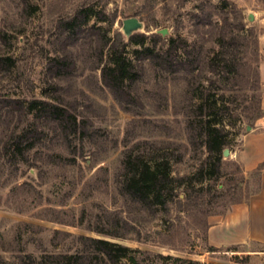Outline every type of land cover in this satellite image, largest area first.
I'll return each mask as SVG.
<instances>
[{
  "label": "rangeland",
  "instance_id": "rangeland-1",
  "mask_svg": "<svg viewBox=\"0 0 264 264\" xmlns=\"http://www.w3.org/2000/svg\"><path fill=\"white\" fill-rule=\"evenodd\" d=\"M83 5L105 16L102 20L99 14L91 16L75 45L74 40L66 44L59 32L60 20ZM250 13L254 19H249ZM130 16L145 23L144 30L136 33L161 36L157 49L166 48L170 36L182 35L202 49V57L218 49L217 35L225 22L228 30L236 31L241 23L254 29L258 44L251 41L243 53L245 65L238 82L230 79L212 85V92L218 96L224 91L234 113L243 115L231 128L225 147L229 152H223L219 176L210 178L208 171L195 176L207 152L188 139L187 110L192 109L186 106L182 89L174 90L166 74L147 66L139 83L141 100L128 108L102 82L101 69L94 67L100 48L96 50L94 44L91 48V42L104 32L111 37L119 33L129 41L122 25ZM263 16L264 0H0V57L16 60L15 66H0V97L60 102L96 132L93 141L85 139L86 154L76 165L45 159L41 167L0 158V264H18L22 256L29 263L27 253L40 258L44 253L75 252L82 247L79 235L129 246L136 260L126 257L118 264H184L179 258L201 264H264V252L254 250L264 246L217 248L207 235L212 216L227 213L259 188L258 174L245 169L240 152L259 141L264 130L258 125L260 117L252 122L246 117L257 114L258 105L264 110L259 43ZM162 29L168 32L163 34ZM64 47L73 52L76 67L56 76L50 63ZM136 47L128 44L125 54L133 57ZM204 75L211 82L213 73L207 70ZM6 111L1 125L10 120L14 128L23 125L19 111ZM51 137L45 136L50 148L44 145L43 151H58L59 142ZM1 139L0 135V145ZM153 143L182 155L173 164V174L193 177L187 180L188 187L178 188L179 196L168 212L148 211L127 201L117 186L123 156L129 150L147 151ZM196 177L202 178L206 190H199Z\"/></svg>",
  "mask_w": 264,
  "mask_h": 264
},
{
  "label": "trees",
  "instance_id": "trees-1",
  "mask_svg": "<svg viewBox=\"0 0 264 264\" xmlns=\"http://www.w3.org/2000/svg\"><path fill=\"white\" fill-rule=\"evenodd\" d=\"M98 14L101 20L105 16L103 11H98L91 5H83L72 16L62 18L58 28L60 36H65L64 43L74 40L72 43L75 45L88 20ZM227 28L226 22L221 25L216 41L218 49L206 57H202L201 48L191 45L182 35L170 36L164 49L156 47L161 38L157 33L151 36L134 33L129 41H125L119 33L111 37L104 32L96 41L91 42V48L93 44L96 50L97 47L100 48L94 67L101 69L102 82L123 107L128 108L130 104L140 102L139 83L143 80V70L147 66L166 74L167 81L174 90L182 89L188 102L186 106L192 109L187 110V137L193 145L202 147L207 152L195 176H202L207 171L210 178L219 176L222 155L230 143L231 128L243 116L234 113L224 91L218 96L216 92H212V85L230 79L238 82L242 75L241 67L245 65L243 53L247 51L251 41L258 44V38L254 29L246 27L244 23L236 31ZM148 40L153 42L148 43ZM128 44L138 46L133 50V57L125 54ZM105 56L108 57L107 60ZM76 61L73 52L65 49L52 59L51 72L56 76L67 75L76 67ZM15 65L13 56L0 57V66ZM207 70L213 73L209 76L211 82L204 75ZM256 108L257 114H246L250 122L264 114L261 105ZM5 110L7 113L19 111L23 116V125L20 127H12L11 120L5 127L0 122V158L6 157L13 164L22 162L42 167V163H46L43 160L47 159L64 162L65 165H76L78 159L86 154L85 139L91 142L96 135L95 130L89 128L88 121L79 118L68 106L51 99L0 97V119L4 117ZM233 117L236 120H232ZM49 134L52 135L51 140L59 142L58 151H43L45 136ZM46 146L50 148V145ZM167 147L169 146L153 143L147 151L129 150L123 156L117 186L127 201L148 211L168 212L171 203L179 196L178 188L188 187L187 180L191 181L193 177L173 174V164L182 160V155H175L173 150L172 153L167 152ZM65 149L73 154H65ZM263 168L264 161L254 172L260 177ZM198 180L201 183L199 190H206L202 185V178ZM101 232L108 233L104 230ZM78 239L82 247L75 252L44 253L40 258L27 253L29 263L22 256L18 264H118L126 257L136 260L131 254L132 249L119 242L88 235H79ZM179 260L184 264H201L192 259Z\"/></svg>",
  "mask_w": 264,
  "mask_h": 264
},
{
  "label": "crops",
  "instance_id": "crops-1",
  "mask_svg": "<svg viewBox=\"0 0 264 264\" xmlns=\"http://www.w3.org/2000/svg\"><path fill=\"white\" fill-rule=\"evenodd\" d=\"M259 37L261 50V75L264 80V16ZM264 107V96H263ZM259 126L264 127V115L259 118ZM259 141L248 144L240 152L245 169L255 170L264 161V130ZM209 243L217 248L245 247L251 243L264 246V168L259 177V188L247 200L234 203L227 213L211 217L207 231ZM264 252V248L254 249Z\"/></svg>",
  "mask_w": 264,
  "mask_h": 264
},
{
  "label": "water",
  "instance_id": "water-1",
  "mask_svg": "<svg viewBox=\"0 0 264 264\" xmlns=\"http://www.w3.org/2000/svg\"><path fill=\"white\" fill-rule=\"evenodd\" d=\"M249 19H254L253 13H250ZM145 28V23L137 16H130L123 19L122 31L127 39H129L134 33L142 31ZM163 34L168 32L167 29L160 30ZM248 129H251V126H248ZM229 152L228 148L224 149V155H227Z\"/></svg>",
  "mask_w": 264,
  "mask_h": 264
}]
</instances>
